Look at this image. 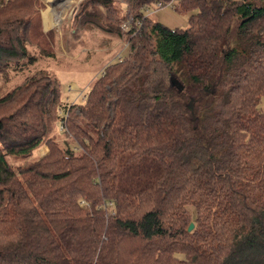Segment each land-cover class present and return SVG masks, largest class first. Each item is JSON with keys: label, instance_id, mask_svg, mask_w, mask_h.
I'll use <instances>...</instances> for the list:
<instances>
[{"label": "trees", "instance_id": "trees-1", "mask_svg": "<svg viewBox=\"0 0 264 264\" xmlns=\"http://www.w3.org/2000/svg\"><path fill=\"white\" fill-rule=\"evenodd\" d=\"M155 1L81 3L128 53L68 104L54 70L18 79L59 45L44 6L0 0V264H264V4L177 0L170 27Z\"/></svg>", "mask_w": 264, "mask_h": 264}, {"label": "rangeland", "instance_id": "rangeland-1", "mask_svg": "<svg viewBox=\"0 0 264 264\" xmlns=\"http://www.w3.org/2000/svg\"><path fill=\"white\" fill-rule=\"evenodd\" d=\"M83 1L85 0H40V4L42 7L44 6L43 8L41 5L39 6L40 9L42 8L43 28L45 31L50 29L58 31L59 45L54 49L55 54L53 56L42 57L38 61V65L25 68L24 74H20L18 78H23L25 74L38 67L54 70L64 86L63 99L68 104L83 102L92 82L101 75L103 68L108 63L116 61L119 54H121V58H124L128 53V46L123 39L106 35L93 27H83L77 24L73 17L79 12ZM254 1L258 4H264V0ZM153 9L155 8L151 7L149 12ZM194 12L196 11L178 13L168 6L154 10L151 15L154 19L175 27L187 26L189 17ZM237 23L234 22V31ZM66 40L76 43L77 47L74 51H71ZM178 78L184 83L180 76ZM57 125L53 137L60 142L69 141L73 148L79 150L75 141L68 138L60 129L59 124ZM47 149L48 147L44 146L43 150L42 148L36 150L30 158H12L10 159L11 165L15 169L19 165H27L42 152H47ZM109 210L112 213L115 212L113 206H110Z\"/></svg>", "mask_w": 264, "mask_h": 264}, {"label": "built area", "instance_id": "built-area-1", "mask_svg": "<svg viewBox=\"0 0 264 264\" xmlns=\"http://www.w3.org/2000/svg\"><path fill=\"white\" fill-rule=\"evenodd\" d=\"M177 0H157L155 1L154 3V10H157V9H160V8H165V7H171V8H174L175 6V2ZM153 11H150V12H153ZM149 12V13H150ZM142 24V20L141 19H134L132 15H128V17L122 21L121 23V27L123 28V30L125 31H129V30H132V29H136L137 27H139L140 25ZM121 54L118 55V58L121 59ZM59 126H60V129L63 130L66 126V120L65 119H62L60 122H59Z\"/></svg>", "mask_w": 264, "mask_h": 264}, {"label": "water", "instance_id": "water-1", "mask_svg": "<svg viewBox=\"0 0 264 264\" xmlns=\"http://www.w3.org/2000/svg\"><path fill=\"white\" fill-rule=\"evenodd\" d=\"M169 85H170L171 88L176 89L178 92L183 91L184 88H185L184 83H182V81L174 73L170 75ZM190 109L191 110L193 109L191 103H190ZM193 228H194V223L191 222L189 227H188V230L191 231Z\"/></svg>", "mask_w": 264, "mask_h": 264}, {"label": "crops", "instance_id": "crops-1", "mask_svg": "<svg viewBox=\"0 0 264 264\" xmlns=\"http://www.w3.org/2000/svg\"><path fill=\"white\" fill-rule=\"evenodd\" d=\"M45 19V18H44ZM46 20V19H45ZM42 21H43V19H42ZM46 23H47V20L45 21ZM50 23V22H49ZM170 27H172V26H170ZM175 27H179V26H175ZM42 150H43V148H42ZM48 150V149H47ZM48 152V151H47ZM44 153H46V152H44ZM43 152H42V154H44Z\"/></svg>", "mask_w": 264, "mask_h": 264}]
</instances>
